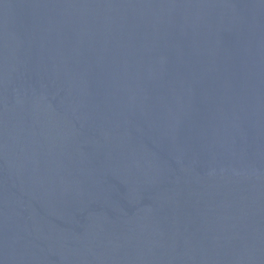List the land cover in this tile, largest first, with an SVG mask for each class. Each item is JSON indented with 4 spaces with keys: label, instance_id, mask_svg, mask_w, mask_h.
Masks as SVG:
<instances>
[{
    "label": "water",
    "instance_id": "water-1",
    "mask_svg": "<svg viewBox=\"0 0 264 264\" xmlns=\"http://www.w3.org/2000/svg\"><path fill=\"white\" fill-rule=\"evenodd\" d=\"M0 264H264V0H0Z\"/></svg>",
    "mask_w": 264,
    "mask_h": 264
}]
</instances>
